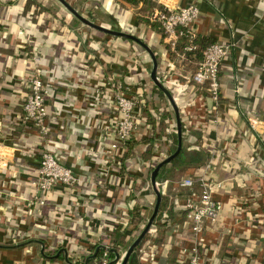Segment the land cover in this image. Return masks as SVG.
<instances>
[{
    "label": "crops",
    "instance_id": "1",
    "mask_svg": "<svg viewBox=\"0 0 264 264\" xmlns=\"http://www.w3.org/2000/svg\"><path fill=\"white\" fill-rule=\"evenodd\" d=\"M26 1L0 0V264H99L90 258L95 252L91 249L106 247L112 251L109 263L115 264L116 256L124 255L137 237L136 222L126 223L125 215L135 211L146 225L156 197L139 159L138 142L150 134L149 128L137 131L131 141L135 143L117 159L107 153L116 142L107 85L117 81L132 95L139 94L150 113L169 110L167 124L175 127L173 110L150 80L152 61L144 49L74 24L55 0H34L47 10L38 17L31 16L34 8L23 14ZM171 1L178 7L197 6L198 37L233 42L235 47L220 69L216 109L205 87L188 83L180 90L177 107L190 103L187 113L192 120L186 131L187 118L178 109L182 146L194 151L193 145L201 142L208 158L178 180L168 176L170 164L164 168L158 181L167 180L168 185L156 219L164 212L168 219L158 223L152 242L155 260L146 264L185 263L192 243L180 225L188 191L177 182L204 175L222 184L213 195L222 207L221 227L203 234L206 264H264V0ZM67 2L97 25L134 34L152 51L157 75L170 66V75L186 83L194 72L185 55L166 50L162 33L151 28L149 16L155 8L120 0ZM36 70L50 92L48 115H56L44 138L19 124ZM172 145L156 141L151 156L156 164L166 159ZM45 150L80 176L74 189L59 187L46 195L35 191L32 183ZM104 168L111 171L107 184L101 175ZM118 224L126 229L113 249L108 229ZM148 239L146 234L139 244L134 264H140L139 250Z\"/></svg>",
    "mask_w": 264,
    "mask_h": 264
},
{
    "label": "built area",
    "instance_id": "2",
    "mask_svg": "<svg viewBox=\"0 0 264 264\" xmlns=\"http://www.w3.org/2000/svg\"><path fill=\"white\" fill-rule=\"evenodd\" d=\"M67 1V0H66ZM156 4L160 8H155L149 20L157 23L164 35L166 45L175 53V47L179 39L185 40V45L178 56L184 58L185 53L193 52L197 49L194 44L196 33L194 24L198 21L199 11L195 4H189L184 7L174 6L171 0H156ZM235 44L233 42H215L207 46L201 53V60L197 63L196 70L192 73L186 83H181L170 75L172 69L168 66L157 75L158 81L171 93L174 102H179L180 90L186 87V84L193 83L197 86L205 87L209 98L213 103V110L219 102V73L224 60L230 56ZM107 88L112 93L108 98V103L113 107L114 112V133L116 142L112 143L108 152L112 159H117L129 147L139 124L141 123L142 104L144 100L139 94L132 95L127 88L117 81H111ZM102 94L96 91L98 100L103 101ZM50 97L48 87L41 80L40 71L36 70L35 75L29 82L28 94L22 106V116L19 124L25 130L33 131L40 138H44L50 132V125L55 124V116L50 117L47 112L46 101ZM190 103L183 104L178 107L183 113V117L187 118L184 129L189 131L192 126V120L187 113ZM256 122L250 123L252 129L256 130ZM162 138V139H161ZM161 143L170 144L173 142L171 132L166 131L160 137ZM171 155V151L165 155L166 158ZM168 165V164H167ZM140 171L139 169H137ZM109 168L101 171L104 182L107 184L109 180ZM207 176L195 179L192 176L177 182L178 187L186 189L188 195L182 205L185 211L180 227L184 231H188L191 239V247L187 249V259L184 264H206V257L203 252L208 245L203 236L206 229H215L218 225L219 229V212L221 204L217 202L213 195L222 189V184L214 179H208ZM80 181V176L69 166L59 162L55 154L50 151H43L39 155L37 175L32 183L33 188L39 194L46 195L48 192L56 188L74 189ZM168 181H155V188L163 197L166 195ZM197 186V187H196ZM175 204L179 202L174 201ZM40 205H44V200H39ZM168 214L164 212L161 215V221H166ZM160 220L154 219L153 223L147 231L149 235L148 243L145 248L139 250V263H152L155 260L156 251L153 249V241L157 239L158 223ZM110 249L104 248L100 259L101 264H109ZM124 255L119 257L115 264H120Z\"/></svg>",
    "mask_w": 264,
    "mask_h": 264
},
{
    "label": "trees",
    "instance_id": "3",
    "mask_svg": "<svg viewBox=\"0 0 264 264\" xmlns=\"http://www.w3.org/2000/svg\"><path fill=\"white\" fill-rule=\"evenodd\" d=\"M120 1L128 5H137L139 2H143L145 5L149 7V9L160 8L158 5H156V3L149 1V0H120ZM31 10H33V13H31L32 17H36V16L38 17L39 15H42L43 13H47V10L40 4L36 3L34 0H27L24 8L22 9V13L26 14L27 12ZM72 21L76 25L80 24L75 19H72ZM151 28H153L156 32H161V29L157 23H151ZM163 38H164V35H163ZM127 42L131 43L132 45L136 46L138 49L143 51L142 48L139 45H136L134 42L129 41V40H127ZM193 42L196 45L197 49L193 52L185 53L186 61L188 62V67L192 71L196 70L197 63L201 60L202 51L210 44L215 43L209 39L201 38L198 36H196ZM184 45H185V40L179 39V41L176 44L175 50L182 51L184 48ZM166 50L170 51V47L168 45H166ZM157 94L161 98H164L163 94L160 91H157ZM167 120H171V115H170L169 110L165 112L164 109H160V110L155 109L153 113H150L147 107V102L144 99V103L142 104L141 123L139 124L138 131L147 127V129L149 128L150 134L142 136L139 139L138 144H140L142 147V150L139 155V159L142 164V167L146 170L148 175H150L153 172V170L155 169L157 165L156 164L157 161H155V159H153L151 156H152L153 149L155 150L156 141L159 140L158 138L159 133L170 130L174 136L173 145L171 149V155L176 150L177 139H176V134H175V127L173 125L168 126ZM133 143H135V141H133L131 144ZM193 149L195 150L189 151L187 150L186 146L185 147L182 146L180 153L169 163L172 167L171 168L172 172L169 175L171 179L178 180L180 177H182L185 171L194 170L195 168H200L201 166L204 165V163L206 162L208 158L207 149H204L203 145H201V142H198L196 145H193ZM126 154L127 152L124 155ZM165 167L166 165L162 166L159 169L158 175L156 177V181H158V179L161 178V175ZM184 215H185V211H184ZM125 218L127 220L126 223L128 224L131 223L132 221L136 222V229H134L135 230L134 236H138L143 226L145 225V220H143L141 215L135 211H133V214L132 212L127 213V215H125ZM123 227H124L123 224H118L108 229L109 235L111 237V241L109 243L111 244V246L109 247L114 249L115 243H117L118 241H121L124 238L123 236H124L126 227L125 229ZM139 246L140 245H138V247L132 252L128 260V264H134V262L136 261V255L138 253ZM91 250L92 252L94 251L96 252V253L94 252L95 253L94 258L100 264L99 260L101 259L103 250L98 249V248H92ZM111 252L112 251L110 250L109 255H108L109 260L112 258ZM109 264H112V263H109Z\"/></svg>",
    "mask_w": 264,
    "mask_h": 264
},
{
    "label": "water",
    "instance_id": "4",
    "mask_svg": "<svg viewBox=\"0 0 264 264\" xmlns=\"http://www.w3.org/2000/svg\"><path fill=\"white\" fill-rule=\"evenodd\" d=\"M58 2L70 15H72L79 23H81L83 26L88 27L94 31H97L99 33H102L104 35H108L111 37L115 38H121L125 40L132 41L139 45L142 49H144L147 54L150 56L151 61H152V69L150 72V80L152 81L153 85L166 97V99L169 102V105L171 106L174 117H175V134H176V139H177V146L176 150L172 155L158 163L153 170V172L150 174V183L153 189V192L155 194L156 200L155 204L152 210V213L150 217L148 218L145 227L141 231V233L136 237V239L131 243V245L128 247L126 253L124 254L123 258L120 261V264H128V260L132 254V252L138 247V245L141 243L145 235L147 234V231L151 224L153 223L154 219L156 218L159 210V205L161 202V196L160 193L156 190L155 188V181L156 177L158 175L159 169L162 166H165L169 164L181 151L182 149V124L179 116V111L176 103L174 102L171 93L158 81L157 78V61L152 53V51L138 38L134 37L131 34L124 33L121 31H116V30H111L107 29L105 27H102L100 25H97L93 23L92 21L88 20L87 18L83 17L80 15L75 8H73L66 0H55ZM96 253V252H95ZM92 255L90 258H93L95 256ZM119 260V257L116 256L115 262Z\"/></svg>",
    "mask_w": 264,
    "mask_h": 264
},
{
    "label": "rangeland",
    "instance_id": "5",
    "mask_svg": "<svg viewBox=\"0 0 264 264\" xmlns=\"http://www.w3.org/2000/svg\"><path fill=\"white\" fill-rule=\"evenodd\" d=\"M48 1H50V2H52L53 3V0H48ZM55 3H57V2H55ZM69 3V2H68ZM57 5H58V7H60L61 9H63V11L64 12H66L70 17H72V19H75L72 15H70L60 4H58L57 3ZM73 8H74V6H73ZM76 20V19H75ZM77 21V20H76ZM111 30H115V29H111ZM131 35H134V34H131ZM134 37H136V36H134ZM168 174V173H167ZM166 174V175H167ZM170 174H168V176H169Z\"/></svg>",
    "mask_w": 264,
    "mask_h": 264
}]
</instances>
